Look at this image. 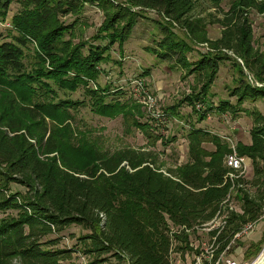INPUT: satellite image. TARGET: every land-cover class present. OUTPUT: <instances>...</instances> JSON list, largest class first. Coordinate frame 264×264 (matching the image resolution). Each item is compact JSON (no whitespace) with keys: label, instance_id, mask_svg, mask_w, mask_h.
Segmentation results:
<instances>
[{"label":"trees","instance_id":"trees-1","mask_svg":"<svg viewBox=\"0 0 264 264\" xmlns=\"http://www.w3.org/2000/svg\"><path fill=\"white\" fill-rule=\"evenodd\" d=\"M14 0H0V21L6 20ZM215 2L219 0H214ZM128 3V4H126ZM20 0L21 8L11 20V39H0V264H106L116 257L122 264H169L173 252L197 251L193 234L210 237L215 257L236 232L264 215V114L253 112L255 124L251 143H239L236 151L252 161L253 177L232 182L225 158L233 150L207 130L192 127L188 134L189 160L163 170L152 154L144 150L100 149L89 143L75 146L72 109L85 100L61 98L58 89L69 92L84 87L95 113L114 116L124 113L134 118L133 109L111 92L91 88L90 82L110 63L106 51L126 41L138 13L132 5L154 8L186 28L190 42H208L214 52L190 61L192 45L178 36L174 27L161 25L163 39L155 50L163 60L174 59L187 73L203 76L198 91L185 98L193 105H206L208 112L236 114L247 100L264 99V50L254 46L248 9L260 8L257 0H233L225 16L218 20L222 35L211 40L191 12L195 0ZM88 5L99 6L105 14L98 34L100 43H74L79 15ZM74 16L72 21L64 19ZM173 25V24H172ZM11 33H13L11 35ZM1 38V36H0ZM232 51L243 60L239 84L233 89L237 102L209 100L220 62L231 59ZM237 63V62H236ZM245 77V78H244ZM114 93V94H113ZM204 115V116H202ZM149 133V122L134 118V125ZM52 125V126H51ZM151 133V132H150ZM152 137V135H151ZM214 142L208 150L204 142ZM12 183L26 191H13ZM240 209L221 207L232 187ZM252 189H256L252 193ZM223 209L225 223L210 230L187 231L213 220ZM72 225L88 233L80 244L60 248L63 232ZM90 256L76 262L73 253Z\"/></svg>","mask_w":264,"mask_h":264},{"label":"rangeland","instance_id":"rangeland-1","mask_svg":"<svg viewBox=\"0 0 264 264\" xmlns=\"http://www.w3.org/2000/svg\"><path fill=\"white\" fill-rule=\"evenodd\" d=\"M117 1L126 3V0ZM232 2L233 0H219L218 2L195 0L191 15L195 19L203 20L202 24H204L205 31L211 40L221 37L223 26L218 20L225 16ZM257 3L262 9L256 7L248 9V17L252 23L254 46L263 51L264 0H257ZM131 6L139 16L135 27L121 46L116 42L105 52L111 58L110 63L101 65L103 73L97 80L90 82V87L103 90L104 87L110 86L111 92L122 88L125 93L118 95L117 99L133 109L134 118L139 117L142 122L150 123L149 133L138 127L137 124L134 125V118H127L124 113L114 116L95 113L90 105L91 98L86 94L84 87H80L74 92L58 89L61 98L87 101L86 105L72 109V115L75 118L70 123L73 128L74 145L84 146L89 142L97 145L100 149L112 152L121 148L144 150L152 154L163 170H168L189 160L188 134L192 127L204 129L219 136L232 150H236L239 143L250 144L251 129L255 124L253 112L264 114V99L245 101L236 114L211 111L207 113L206 119L201 120L200 111L205 110L206 105L198 103L196 108L200 111L195 110L185 98L193 90L198 91L203 86L205 78L196 73H187V70L177 63L176 57L169 60L158 57L155 50L159 48L158 41L164 37V31L160 24L174 27L176 34L192 45V50L187 53L190 61H197L203 53H216L215 49L208 42L191 43L187 29L166 17L163 12L140 5L131 4ZM20 8V0H14L6 20L0 21L1 41L11 39L9 33L11 20ZM64 19L72 21L74 16L69 15ZM104 19V11L97 5H88L79 15V22L74 28L73 41L85 44V47L82 48L84 54L88 51V45L100 43L97 40L98 37L95 39V36ZM228 54L232 58L220 62L217 77L209 89V100L215 105L225 100L237 102L236 96L233 95V89L238 86V81L241 78L239 63L242 66L244 63L232 51H229ZM243 70L248 77L251 76L254 80L248 68L245 67ZM144 90H148L155 97L153 104L145 100ZM203 146L208 150L215 148L212 141H205ZM244 176L247 179L253 177L250 159L247 160V170ZM12 190L26 191L27 189L20 184L12 183ZM255 190L252 189V193ZM232 201L234 208L239 210L240 203L236 197ZM86 233L88 231L81 226L72 225L63 234H59L61 241L58 247L76 246L80 244L79 238ZM192 245L199 252L190 249L186 252L174 251L172 254L174 264H193L195 256L202 253L207 256L212 248L218 247L217 244L213 245L210 237L205 233L193 234ZM262 253H264V215L256 224L255 229L247 237L240 239L236 246L234 245L229 256L241 264H251L258 260ZM255 255L257 258L253 259L256 257ZM73 258L74 261L81 262L89 260L90 256L83 252H75ZM12 264L21 263L14 260ZM106 264H121V262L116 257H111ZM122 264H128V261L125 260Z\"/></svg>","mask_w":264,"mask_h":264},{"label":"built area","instance_id":"built-area-1","mask_svg":"<svg viewBox=\"0 0 264 264\" xmlns=\"http://www.w3.org/2000/svg\"><path fill=\"white\" fill-rule=\"evenodd\" d=\"M249 79L251 80L252 83H254L257 86H263L264 85V83L255 82L251 76H249ZM143 92L146 94V95H144L145 100L148 101L149 103L153 104L155 97L151 93H149L148 90H144ZM248 159L249 158L246 156H240L236 150H233L232 153H229L225 158V163L230 168V171L226 175V178H228L232 182H234L235 179L244 176V174L247 170V160ZM233 189H234V186L232 187L230 194L228 195L227 199H225L222 202L221 207H223V206L225 207L226 205H228L231 210H235V208L233 206V201H232L233 200V193H232ZM224 219H225V215H224L223 209H220L219 212L217 213V216L213 220H211V221H209L203 225H197L196 227L191 228V229L186 228V230L187 231H193L194 229H196L199 231H201V230L210 231V230L220 226V224L225 223ZM257 223L258 222H250V223L244 225L241 228V230H239L238 232L235 233L232 240H230L227 243L225 248L220 252V254L217 257H215V255H214L216 249L212 248L208 252L207 256H205L203 253L195 256V261L193 264H241L239 261H237L236 259L231 258L229 256L230 251L232 250L235 243L239 239L247 236L250 232H252L255 229ZM254 262L256 263V260L253 261V263H251V264H255ZM169 264H174L173 257L171 258ZM245 264H248V263H245Z\"/></svg>","mask_w":264,"mask_h":264},{"label":"bare ground","instance_id":"bare-ground-1","mask_svg":"<svg viewBox=\"0 0 264 264\" xmlns=\"http://www.w3.org/2000/svg\"><path fill=\"white\" fill-rule=\"evenodd\" d=\"M263 256H264V253L258 258V260H256V263H255V264H262L263 261H264ZM262 258H263V259H262Z\"/></svg>","mask_w":264,"mask_h":264},{"label":"crops","instance_id":"crops-1","mask_svg":"<svg viewBox=\"0 0 264 264\" xmlns=\"http://www.w3.org/2000/svg\"><path fill=\"white\" fill-rule=\"evenodd\" d=\"M259 222V221H258ZM245 237H247V236H245ZM245 237H243V238H245ZM243 238H241V239H243ZM238 241H240V239L238 240ZM238 241L235 243V246H236V244L238 243ZM256 257H254L253 259H255V258H257V255H255ZM252 259V260H253ZM252 260H250V261H252Z\"/></svg>","mask_w":264,"mask_h":264},{"label":"water","instance_id":"water-1","mask_svg":"<svg viewBox=\"0 0 264 264\" xmlns=\"http://www.w3.org/2000/svg\"><path fill=\"white\" fill-rule=\"evenodd\" d=\"M263 258H264V256H263ZM263 258H262V259H263ZM262 264H264V261H263V263H262Z\"/></svg>","mask_w":264,"mask_h":264}]
</instances>
